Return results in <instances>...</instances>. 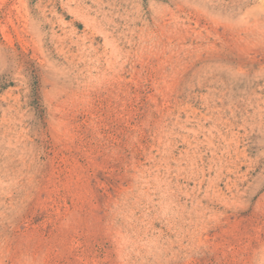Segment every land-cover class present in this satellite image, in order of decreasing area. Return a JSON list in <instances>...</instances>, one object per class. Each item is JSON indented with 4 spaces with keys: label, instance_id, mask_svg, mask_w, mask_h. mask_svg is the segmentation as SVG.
<instances>
[{
    "label": "rangeland",
    "instance_id": "1",
    "mask_svg": "<svg viewBox=\"0 0 264 264\" xmlns=\"http://www.w3.org/2000/svg\"><path fill=\"white\" fill-rule=\"evenodd\" d=\"M0 264H264V0H0Z\"/></svg>",
    "mask_w": 264,
    "mask_h": 264
}]
</instances>
